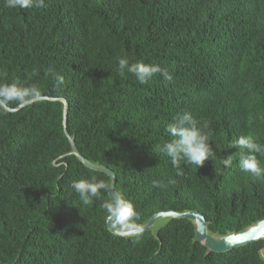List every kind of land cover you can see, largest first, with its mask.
<instances>
[{
  "label": "trees",
  "instance_id": "1",
  "mask_svg": "<svg viewBox=\"0 0 264 264\" xmlns=\"http://www.w3.org/2000/svg\"><path fill=\"white\" fill-rule=\"evenodd\" d=\"M121 57L157 64L172 79L157 73L140 84L119 70ZM3 86L21 89L20 100L0 98L9 110L40 97L66 101L69 137L83 158L114 173L135 225L197 211L210 233L226 235L264 220V177L242 172L230 147L239 136L264 145V0H44L27 9L0 0ZM3 106L0 264H264L262 241L206 254L187 220L166 221L157 237L112 235L101 208L107 190L84 205L71 188L109 178L70 154L62 104ZM183 111L211 133L215 154L197 169H174L159 151Z\"/></svg>",
  "mask_w": 264,
  "mask_h": 264
},
{
  "label": "clouds",
  "instance_id": "2",
  "mask_svg": "<svg viewBox=\"0 0 264 264\" xmlns=\"http://www.w3.org/2000/svg\"><path fill=\"white\" fill-rule=\"evenodd\" d=\"M6 4L7 7L13 9L17 7L27 9L43 7L44 0H6ZM117 63L120 71L133 75L140 84H145L157 73L166 80L172 79L171 74L157 64L132 62L127 57L119 58ZM62 82L63 78L59 77L58 83ZM20 92L21 89L16 86H3L0 87V98L5 102L20 100L22 98ZM166 131L170 139L159 146V151L170 159L174 169L182 170L181 164H190L197 169L215 154L209 143L211 133L208 131L207 124H199L188 111L177 113L173 121L167 124ZM230 147H236L239 150L238 163L242 172L250 173L257 178L264 177V167L261 166L258 158L264 156V145L257 143L252 137L239 136L231 143ZM232 164V155L222 160L224 167H231ZM152 183L156 188L164 186L160 181L154 180ZM71 188L84 205L93 203L94 198H99L103 190L111 191V198L101 204L107 219L124 234L142 231L139 226L133 223L138 215L132 203L120 194L112 192L105 181L91 176L87 179L73 181Z\"/></svg>",
  "mask_w": 264,
  "mask_h": 264
},
{
  "label": "water",
  "instance_id": "3",
  "mask_svg": "<svg viewBox=\"0 0 264 264\" xmlns=\"http://www.w3.org/2000/svg\"><path fill=\"white\" fill-rule=\"evenodd\" d=\"M49 101V102H59L62 104V127L65 137L68 139L71 151L70 154L75 156L77 160L83 164L86 168L103 173L109 178L108 185L110 186L112 192H114L116 177L113 172L110 170L98 166L95 164L90 163L85 158H83L71 137H69L67 130H66V115H67V104L64 99H57V98H47V97H40L33 99L31 101L23 103L21 106L16 108L15 110H9L3 106V104L0 102V105H2L6 111H16L21 109L22 107H25L29 104H32L37 101ZM108 197L111 198V191L109 192L107 190ZM187 220L191 223L193 227L194 237L193 242L199 243L201 246H203L206 249V254L209 253H217L222 254L226 253L228 251H231L235 248H239L254 242L262 241L263 247L260 250V255L264 254V220H261L259 222H256L247 228H245L243 231L239 233H227L226 235H218V234H212L207 229V222L205 218L197 211H186L182 213H176L172 211H166V212H159L154 215H152L149 219H147L144 223L140 224L139 227L142 229V231L136 232L134 234H124L122 233L118 228L114 227L113 224L106 219V228L108 232H110L112 235L121 237V238H128L132 236H139L145 232H150L151 234L155 235V229L159 227L160 225L164 224L166 221L169 220ZM158 223H161L159 226H157ZM157 226V227H156ZM155 237H157L155 235Z\"/></svg>",
  "mask_w": 264,
  "mask_h": 264
},
{
  "label": "rangeland",
  "instance_id": "4",
  "mask_svg": "<svg viewBox=\"0 0 264 264\" xmlns=\"http://www.w3.org/2000/svg\"><path fill=\"white\" fill-rule=\"evenodd\" d=\"M160 224H161V223H158L157 226H159ZM157 226H156V227H157Z\"/></svg>",
  "mask_w": 264,
  "mask_h": 264
}]
</instances>
